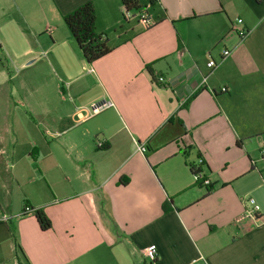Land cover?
Wrapping results in <instances>:
<instances>
[{
	"label": "crops",
	"instance_id": "0c3cea01",
	"mask_svg": "<svg viewBox=\"0 0 264 264\" xmlns=\"http://www.w3.org/2000/svg\"><path fill=\"white\" fill-rule=\"evenodd\" d=\"M88 1L111 47L93 62L64 21ZM138 1L148 22L121 0H0V171L27 185L18 208L1 181L0 264H150L151 246L264 264V0ZM35 63L49 80L17 82Z\"/></svg>",
	"mask_w": 264,
	"mask_h": 264
},
{
	"label": "trees",
	"instance_id": "16d2710c",
	"mask_svg": "<svg viewBox=\"0 0 264 264\" xmlns=\"http://www.w3.org/2000/svg\"><path fill=\"white\" fill-rule=\"evenodd\" d=\"M124 5V16L127 11H140L143 7L138 0H121ZM97 12L92 1H88L64 15V21L73 35L81 53L88 62H93L107 54L111 47L106 33L96 30ZM193 166V172L200 170ZM35 215L42 229H49L51 220L42 209H36Z\"/></svg>",
	"mask_w": 264,
	"mask_h": 264
},
{
	"label": "built area",
	"instance_id": "2783aa9c",
	"mask_svg": "<svg viewBox=\"0 0 264 264\" xmlns=\"http://www.w3.org/2000/svg\"><path fill=\"white\" fill-rule=\"evenodd\" d=\"M139 16V18L145 22H148L149 21V13L146 11V10H140V11H127L126 12V18H129V17H132V16ZM238 23H242V19L239 18L238 20ZM233 28L238 32L239 36L241 38L245 37L247 35V30L246 29H243V28H238L236 25H233ZM230 50L226 49L224 50L223 52V55L224 56H228L230 54ZM209 64L211 67L215 68L217 66V62L216 60H214L213 58H211L209 60ZM156 81L160 82V83H164L165 82V78L163 76H158L156 78ZM206 81V77L203 78V82ZM113 105V102L111 100H104V101H101L99 103L96 104V110L97 111H101V110H104V109H107L109 107H111ZM99 143L101 144V142L99 141ZM139 150L141 152H145L147 150V146L145 144H140L139 145ZM262 153H263V156H264V149L262 150ZM194 175H195V178L197 181H201L202 180V183L205 184V185H208L210 183V180L209 179H204V174H203V171L200 169V170H195L194 171ZM251 202L254 203V200L251 199ZM258 210V206L255 205L253 210H249V211H246L242 218L244 217H252L254 218L255 217V212ZM36 212V208L26 204L24 207H23V211L21 213V215H28V214H35ZM9 216L4 213V212H1L0 211V223H3V222H7L9 220ZM157 248L154 247V246H151V247H148L145 251H144V255L150 260V264H154L155 263V260L157 258Z\"/></svg>",
	"mask_w": 264,
	"mask_h": 264
},
{
	"label": "rangeland",
	"instance_id": "374dc122",
	"mask_svg": "<svg viewBox=\"0 0 264 264\" xmlns=\"http://www.w3.org/2000/svg\"><path fill=\"white\" fill-rule=\"evenodd\" d=\"M6 29L8 33H13L15 31L14 25H8L6 26ZM49 70L50 68L48 66L35 63L20 71H17L14 68V73L18 74L17 82H21L24 79L31 87H33L34 81L37 82L38 76H45L46 81L49 80ZM10 172L11 170H8L4 176L2 174L3 171H0V184L1 181L3 182V179L6 178V181L9 183V191H11V194H7V197L4 201L13 207L21 208L24 203L23 195L26 192L27 185L25 184L24 186H20L18 183H16L13 178L14 175L10 174Z\"/></svg>",
	"mask_w": 264,
	"mask_h": 264
}]
</instances>
